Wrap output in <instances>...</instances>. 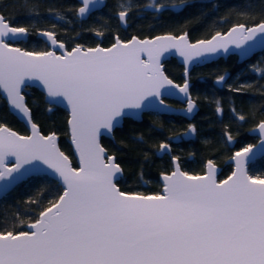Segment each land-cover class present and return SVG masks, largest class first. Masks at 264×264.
Listing matches in <instances>:
<instances>
[{
    "label": "snow or ice",
    "instance_id": "snow-or-ice-1",
    "mask_svg": "<svg viewBox=\"0 0 264 264\" xmlns=\"http://www.w3.org/2000/svg\"><path fill=\"white\" fill-rule=\"evenodd\" d=\"M88 3L84 0L81 15ZM127 17L126 11L119 13L122 21ZM41 34L64 49L54 33ZM257 34L264 38V23L239 24L226 36L217 33L196 43L186 35L130 42L115 37L109 48L78 46L57 55L12 46L28 29L0 15V90L29 123L22 93L32 82L42 85L49 98L66 101L79 156L73 167L55 134L41 135L34 123L28 136L0 126V190L41 164L64 186L27 225L32 231H0V264H264V176L251 175L246 167L251 146L235 154L236 171L225 180L217 181L211 161L203 175L184 172L177 163L163 176V194L133 195L118 187L123 170L101 144V137L129 115L126 109L140 110L147 97L161 96L165 85L177 87L162 70L165 53L175 50L191 61L227 52L230 44L242 48ZM179 91L187 95L188 84ZM258 127L264 134V122ZM9 158L14 161L6 166Z\"/></svg>",
    "mask_w": 264,
    "mask_h": 264
},
{
    "label": "trees",
    "instance_id": "trees-1",
    "mask_svg": "<svg viewBox=\"0 0 264 264\" xmlns=\"http://www.w3.org/2000/svg\"><path fill=\"white\" fill-rule=\"evenodd\" d=\"M182 3L180 10L170 8ZM77 5L76 0H0V13L12 25L28 29L30 39L23 44L35 51L46 48L45 43L36 37L39 30L55 32L58 39L66 41L69 47L76 43L106 46L113 42L114 34L127 40L133 35L151 37L164 32L187 31L194 41L225 32L236 23L252 25L264 20V0H106L105 15L97 21L78 20ZM122 10L129 12L126 29L119 26L114 16ZM93 33L99 37L95 38ZM164 69L174 81L183 80V67L176 59L167 60ZM226 71L230 72V78L220 89L212 80ZM191 76V93L199 106L193 120L197 136L179 151L185 160L183 169L193 174L203 172L206 160L212 159L223 165L219 177L222 179L232 171V165L224 164L226 159L234 150L255 143L257 138L247 131L264 121V51L242 63L237 62L235 55H230L227 59L194 67ZM25 95L40 130L44 134L56 132L60 136L61 148L74 160L66 140V110L45 102L44 95L36 88H28ZM219 106L222 108L221 117L216 114ZM240 116L244 119H239ZM2 124L22 134L28 133L0 95ZM186 125L187 121L178 116H161L154 121L147 113L142 121L125 118L123 126L115 130L114 140L102 138V144L116 155L123 168V176L118 181L121 190L157 193L161 189L159 174L168 171L169 162L157 157L155 149L162 141L180 134ZM226 132L236 138L233 148L225 139ZM189 156L192 158L188 159ZM248 171L254 176H264V157L251 163ZM62 191L56 180L45 175L24 181L0 201V231H25L27 225L38 219L40 212L49 207Z\"/></svg>",
    "mask_w": 264,
    "mask_h": 264
},
{
    "label": "water",
    "instance_id": "water-1",
    "mask_svg": "<svg viewBox=\"0 0 264 264\" xmlns=\"http://www.w3.org/2000/svg\"><path fill=\"white\" fill-rule=\"evenodd\" d=\"M77 1L80 3V6L77 9V17L80 20L87 19L88 16L92 12H94L96 10L102 9L105 6V4H106V0H89V3H88V11L85 14L81 15L79 13V9L81 7H84L85 6L84 5V0H77ZM182 6H183V3L182 4L175 5V6H170V8L178 9V8H181ZM122 11L116 12L115 15H116V17L119 20V25L121 26V28L126 29L129 26V21H128V19L122 21L119 18V13L122 12ZM124 11H126V10H124ZM126 12H128V11H126ZM0 15H2V14H0ZM128 15H129V12H128ZM3 17L5 18V16H3ZM5 20H6V18H5ZM260 23H264V20L263 21H260L258 23L252 24V25H247V24H244V23H236V24H233L232 26H230L225 32H216V33H214L212 36H210L208 38L198 39V40H194V41H192L189 38V36H188L187 33H182V34H179V35H175L173 33H161V34H157V35H154V36H151V37H139L137 35H133L128 40H122L121 38H120V40H122L124 42H130L133 38H136L137 40H153V39H155L158 36H168V35H171V36H174V37H179V36H182V35H186L189 43H196L199 40H209L214 35H216L217 33H220V34H223V35L226 36L231 31V29L233 27H236L239 24H243L245 26V28H250V27H256ZM44 31H48V30L38 31L37 32V37H39L41 40H43L47 44V46L49 47V49L48 50H45V51H55L57 55H61L65 50H67L65 43L62 42V41H59L58 39H57L58 40V43H63L64 44V49H60V48H58L56 46H53L51 44V41H49L46 37H44L41 34ZM49 32H51V31H49ZM28 37H29V32H28V35L26 37H22V38H20L17 41H11L10 43L14 47L21 48L20 46L15 45L13 43L20 42V41H27L28 40ZM115 37H119V36H115ZM114 43H115V41H114ZM114 43H112L110 46H107V47H104L102 45H97V46H93V47H86V46H83V45H75L72 49H74L75 47H78V46L81 47L84 50H87L88 48H97V47L109 48V47H112V45ZM21 50L29 51V50H26V49H23V48H21ZM71 50H67V51H71ZM45 51H41V52H45ZM263 51H264V38H262L259 34H257V36L255 37L254 40L247 41L245 44H243L242 48H236L234 44H230L229 47H228V51L227 52H224L223 50H220V51H218L216 53H208V54H205L203 56L194 58L191 61H185L184 57L180 56L179 53L176 52L175 50H172L171 52L165 53L164 57H162V60H161L162 66H163L162 67V70H163L164 74L168 77V79H170L173 82V85H176L177 87H172V86H169V85H165L164 87H162L160 89L161 96H159V97H152V96L147 97L143 101V105L144 106L140 110H135V109L129 110V109H126L125 111L128 112L129 115L124 116V117L121 118V123H120V125H118L115 128V130L117 128H121L123 126V123H124L125 118H130V119H132L134 121H142L143 115L145 113H151V114H156V115H163V114L164 115H172V116H175L176 115V116H181V117L185 118L188 122H190V124L188 125V127L181 133V139H183L185 141H192V140H194L196 138V136H197V127L193 123V120H194V117L196 116V114L198 113V110H199V106H198L196 100L194 99V97H193V95L191 93L192 80L190 79V76H191V72L194 69V67L204 66L205 64L211 63L213 61H217V60H219L221 58L222 59H227L230 55H235L237 57V62L238 63H242L244 61H247L251 57H253L255 54L261 53ZM30 52H35V51H30ZM171 58L176 59L180 63V65L183 67L182 77H183L184 81L181 84L178 83V82H176V81H174L171 77H169L167 75L165 69H164V63L167 60H170ZM221 77H223V79H221ZM229 78H230V72L229 71H226L222 75H220L218 77H215L212 80V83L216 87H218V88L221 89V88H223L227 84ZM185 83L188 84L187 95L185 93L179 91V88L180 87H183L185 85ZM28 88H36L37 90H39L44 95L45 102H47L50 105H54L56 107H61L64 110H66V112L68 113L66 140H67V142L71 146L72 156H73L74 160L72 159V157L70 155H68L61 148V146H60V136L56 132H50V133L44 134L40 130V127L38 126V124H36L34 122L33 117H32V111H31L30 107L27 104V98H26V95H25V91ZM22 94L25 97V103H26V105L29 108V111L31 113V123H29L28 118L23 113H20V112H18L15 109L12 108V106L10 105V103L8 101L7 95L5 93H3L2 90H0V95L5 100V102H6L7 106H8L9 111L21 123H23L25 125L28 133L22 134L19 131H17L16 129H14V128L6 125V124H2L0 126L5 127L8 130L17 133V135L28 136V135H32V127H31V124L34 123L36 125V127H37V130L39 131V133L41 135L47 136V135L55 134V136L57 138V145L60 148V150L66 156H68L69 161L72 163L73 167H78V165H79V156H78V153L76 151L75 145L73 144L72 138H71L70 126L68 124V121L71 118V115H70V111L71 110H70V107L67 105V102L66 101H64V102H57L56 99L49 98L47 96L46 90L38 82H32L29 87L23 89V93ZM161 101H163V103H161ZM172 101L177 102V103H180L182 105L177 106V105L173 104ZM190 104L192 105V110L191 111L188 110ZM216 114H217L218 117H221L222 116V108L220 106L217 107ZM261 122H264V121H260L259 123H261ZM259 123L256 126L250 128L247 131L249 135L255 136L257 138V141L255 143H252V144H249V145L245 146V147H249V146L252 147V153L248 154V159H247V162H246V167H247L248 170H249V165L251 163H254L256 160L261 159V158L264 157V134H261V132L259 131V127H258ZM193 129L195 131H193ZM115 130H114V132L112 134H105V135H103L101 137V144H102V138H109V139L114 140ZM229 137H231V139H229ZM225 139H226V141H227V143H228V145H229L230 148H233L235 146L236 138L234 136H232L229 132H226L225 133ZM102 146L106 149V155L114 156L116 158V155L115 154L110 153L103 144H102ZM245 147H243V148H241L239 150H234L233 153H232V155L228 159H226V161L224 162V164H230V165H232V171L225 178H222V179L219 178L220 175H221V173H222L223 165H219V164L215 163L212 159L206 160L205 166H204V172L203 173L192 174V175H203V174H206V172H207L206 165H207V163L209 161H211L214 164L215 169H216V178H217V181H222V180L227 179L233 172L236 171V159L237 158H236V155L235 154L237 152H242ZM168 149H169L168 152L171 155L170 147H168ZM13 161H14V158H9L8 160H6L5 161L6 166H11ZM74 162H75V165H74ZM177 163L179 164L180 169L182 171L186 172L181 167V165L179 163V159L177 157H172V170L169 173L162 172V173L159 174V181L161 183V193H159V194H163V187H164L163 176L164 175H167V174H170L173 170H175V166H176ZM25 167L31 169V166H29V165H26ZM121 168H122V166H121ZM122 170H123V168H122ZM189 174H191V173H189ZM41 175H45V176H48V177L56 180L58 182V184L62 187V189H64V186L59 181L58 177L54 173H52V171L50 169H48L46 165H42L41 164L39 166V169L30 170L26 174V176H25L24 179H22L20 181H17V182H15L13 184H11L10 186H8L7 188H4L3 190H0V201L3 198H5L9 193H11L14 189H16L24 181L28 180L29 178H31L33 176H41ZM122 176H123V172H122V175L120 176V178ZM120 178H119V180H120ZM3 184H4V182L3 181H0V185H3ZM118 187L120 188L119 185H118ZM121 191H123V190H121ZM126 193H128V192H126ZM129 194H133V195H159V194H137V193H129ZM25 231H32V229H30V228L27 227V229Z\"/></svg>",
    "mask_w": 264,
    "mask_h": 264
},
{
    "label": "flooded vegetation",
    "instance_id": "flooded-vegetation-1",
    "mask_svg": "<svg viewBox=\"0 0 264 264\" xmlns=\"http://www.w3.org/2000/svg\"><path fill=\"white\" fill-rule=\"evenodd\" d=\"M77 1V0H76ZM77 3H78V5H77V8H76V16H77V9H78V7L80 6V3L77 1ZM105 7H106V4H105V6L102 8V9H100V10H96V11H94V12H92L89 16H88V18L87 19H84V20H80L78 17V20H80V21H91L90 19H93V21H97L100 17H103L105 14H104V9H105ZM181 8H178V10H180ZM161 10V9H160ZM1 14V13H0ZM3 15V14H2ZM4 16V15H3ZM114 16L116 17V15H115V13H114ZM6 18V17H5ZM117 18V17H116ZM129 18V15H128V17H127V19ZM7 20V19H6ZM117 20H118V18H117ZM8 21V20H7ZM118 23H119V20H118ZM13 26H15V25H13ZM120 26V25H119ZM17 27H22V26H17ZM121 27V26H120ZM123 29V28H122ZM39 31H41V30H39ZM48 31H50V30H48ZM29 32V31H28ZM38 32V31H37ZM37 32H36V37H37ZM51 32H53V31H51ZM54 34H55V36H56V33L55 32H53ZM165 33V32H164ZM166 33H172V32H166ZM182 33H187L188 34V32L187 31H184V32H180V33H173V34H175V35H179V34H182ZM161 34V33H160ZM93 35H95L94 37L96 38V37H99V35H97V34H95V33H93ZM115 36H119L118 34H114L113 35V42L112 43H114V41H115ZM188 36H189V34H188ZM56 38L58 39V37L56 36ZM120 38V37H119ZM190 38V37H189ZM29 39H30V33H29V37H28V40L27 41H20V42H16V43H13V44H15V45H18V46H20V45H22L23 47H21V48H23V49H26V50H29V49H27L26 47H24V44L23 43H27L28 41H29ZM37 39H40L39 37H37ZM122 39V38H121ZM41 40V39H40ZM59 41H62V42H64L65 43V45H66V49L67 50H71L75 45H83V44H79V43H76V44H74L73 46H71V47H69V46H67V43H66V41H64V40H60V39H58ZM123 40V39H122ZM128 40V39H127ZM41 41H43V40H41ZM44 42V41H43ZM45 43V42H44ZM111 43V44H112ZM110 44V45H111ZM45 45H46V48L44 49V50H42V51H45V50H48L49 49V47L47 46V44L45 43ZM97 45H101L100 43H97V44H94V45H83V46H86V47H93V46H97ZM110 45H106V46H104V45H102V46H104V47H107V46H110ZM29 51H31V50H29ZM35 52H41V51H35ZM182 71H183V69H182ZM182 74V73H181ZM190 78H192V76L190 77ZM192 80V79H191ZM184 81V79L182 80V81H180V82H178V83H182ZM193 81V80H192ZM191 88H192V86H191ZM171 102V101H170ZM172 103L173 104H175V105H177V106H179V105H182V104H180V103H177V102H174V101H172ZM147 113H145L144 115H146ZM148 114H151V113H148ZM155 115V114H154ZM157 116H159V117H161V116H165V117H170V118H172V117H174V116H172V115H157ZM176 116V115H175ZM178 117H181V116H178ZM181 118H183V117H181ZM185 121H187L185 118H183ZM190 124V122H188L187 121V126L181 131V133L188 127V125ZM181 133L180 134H178V135H176V136H174L172 139H170V140H164V141H162L160 144H159V146L155 149V154H156V156L157 157H159V158H161V159H165V160H167L168 162H169V169H168V171H165L166 173H169L171 170H172V157H177L178 159H179V163H180V165H181V167L183 168V163L185 162V160L184 159H182V157H181V154H180V147H182V146H184L185 144H187L188 142H190V141H185V140H183V139H181ZM161 144H167L169 147H170V151H171V155H170V153L168 152V150L169 149H167V150H161V148H160V145ZM176 147H179V148H176ZM108 150V149H107ZM220 165V164H219ZM203 172H204V170H203ZM203 172H200V173H203ZM162 173V172H161ZM187 173H190V172H187ZM191 174H193V173H191ZM195 174H199V173H195ZM159 179V178H158ZM159 183H160V181H159ZM145 186H146V183H143ZM160 185H161V183H160ZM128 193H132V192H128ZM159 193H161V189L158 191V193H145V194H159ZM137 194H144V193H137Z\"/></svg>",
    "mask_w": 264,
    "mask_h": 264
},
{
    "label": "rangeland",
    "instance_id": "rangeland-1",
    "mask_svg": "<svg viewBox=\"0 0 264 264\" xmlns=\"http://www.w3.org/2000/svg\"><path fill=\"white\" fill-rule=\"evenodd\" d=\"M21 47H23L22 45H20ZM31 51H35V50H31ZM228 85H231V83H229ZM151 116H152V119L154 120V121H156V120H158V118H159V116H157L156 114L154 115V114H151ZM195 124V123H194ZM187 126V125H186ZM173 137H171V139H172ZM198 138H202L200 135L198 136ZM188 144H191L190 142H188L186 145H188ZM158 147V146H157ZM177 148H179V147H177ZM180 149H184V147L182 146V147H180ZM192 158V156H189L188 157V159H191ZM185 170V169H184ZM186 172H188L187 170H185ZM132 193H144V191H133ZM158 193V192H157ZM145 194V193H144Z\"/></svg>",
    "mask_w": 264,
    "mask_h": 264
}]
</instances>
